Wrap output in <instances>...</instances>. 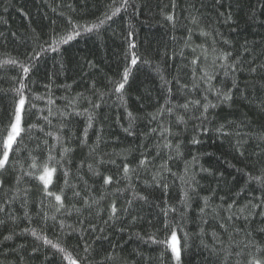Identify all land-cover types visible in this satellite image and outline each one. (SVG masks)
<instances>
[{
    "label": "trees",
    "instance_id": "trees-1",
    "mask_svg": "<svg viewBox=\"0 0 264 264\" xmlns=\"http://www.w3.org/2000/svg\"><path fill=\"white\" fill-rule=\"evenodd\" d=\"M110 3L111 0H0V60L9 58L23 60L33 48L38 50L45 41L50 42L53 33L63 35L69 31L71 29L69 18L81 25L93 22L102 16ZM132 3L138 9L137 14H133V9L130 8L127 12H121L114 17L113 21L99 32L83 34L68 44L61 45L59 52H48L31 74L32 94L45 97L43 100L32 99L31 102L36 103L37 108H45L50 97L55 101L52 106L54 113L57 109L69 110L66 107L68 103L76 98L78 93H82L83 96L77 99V107L83 110L89 107L88 99L94 102L98 99V92H109L112 87L109 78L112 80L120 78L126 64L127 44L123 37L127 35L129 25L137 43L136 51L143 59L151 61V64L138 63L137 66L131 67L132 75L124 93L127 111L132 112L137 118L134 122V136L125 133L120 126L128 127L127 113L125 106L120 104L115 95H106L105 102L95 112L96 118L93 121V128L89 129L87 146L81 145L78 139L86 118L71 116L63 120L68 127L61 135L64 138L72 136L68 146L74 149L66 156L65 167L70 171V183L76 184L82 195H88V192L78 176L87 181L92 188V194L98 198L105 191L102 188L104 175H110L116 180L122 175V169L117 166L127 162L135 167L141 158L140 153L145 149L148 150L150 157L156 155L155 148L152 147L157 141L156 135H143L148 133L150 128L157 126L155 122L149 123L148 114L156 111L157 102L164 103L161 81L154 68L159 65L168 80L179 76L182 84L191 86L193 66L190 61L194 55H200V49L193 53L191 47H184L182 38L188 34L186 29L193 27L188 19L190 15L198 16L199 27L212 33L211 36L205 37L196 30L192 36L193 46L204 45L210 51L212 38L215 37L216 46L232 52L233 58L242 54L245 69L253 66L249 61L255 65L264 64V7H261L264 0H222L221 5H217L216 0H176L175 31L172 24L163 18L164 14L172 12L171 0H132ZM229 12L232 18L225 22ZM219 13H225V17H221ZM173 36L177 37L175 41L172 39ZM221 36L230 43L225 45ZM245 45L249 51H244ZM181 49L184 59L179 55ZM174 52L176 56L173 59ZM198 64L203 66L204 61L201 59ZM210 65L211 55L208 61V66ZM16 75L17 69L10 65L0 68V90H4L0 91V127L8 118L12 93L7 90L13 87L11 77ZM232 79H238L239 88L246 91L241 95L239 90L234 89L233 100L230 103L221 104L218 108L210 110L209 116L215 119L207 125L211 131L196 137L201 143L193 145L190 142L195 135L192 131L194 121L189 120L186 125H177L175 116L165 117V122L170 119L172 130L179 133L173 143L176 140L181 142L182 153L181 156H176L174 151L170 153L164 149L161 156L154 161L155 165H159L169 154L173 157L168 161V167L177 175L173 177L167 174L169 183L167 196L165 197L158 188L144 184V181L151 180V172L140 170V179L133 181L137 191L147 196L150 202L166 198L170 205L177 208L176 213L169 214L170 220L178 221L181 213L185 216L182 230H177V238L183 249V264H238V261L239 264H245L248 252L255 251L254 248L244 249V254L238 257L236 252L241 251L243 245L241 248L233 246L232 255L225 260V246L229 243L233 227L243 229L246 223L241 218L229 224L224 218L229 214L225 211L227 204L232 203L233 199L236 200L237 207H240L248 201L249 195H260L259 185L255 182L246 185L247 177L237 169L258 175V170L264 167V141L259 139L264 135V70L258 69L255 74L245 71L229 78L218 71L213 84L221 87L224 82L227 87H231ZM45 86H49L50 90ZM175 88L176 85L173 83L174 91ZM200 95L199 91L191 93L193 99H198ZM173 99L175 102L176 97ZM179 103H183V100L180 99ZM43 114L47 115V111L45 110ZM180 114L183 115L182 112ZM39 115V112L33 110L27 123L42 124L43 122L37 119ZM51 119L53 127L51 129L45 127V131L56 132L57 126L62 122L61 118L54 115ZM229 121L234 123L227 127L226 131L232 132L233 135L224 136L214 131L220 124H227ZM237 125H240L239 130L242 133L249 135L237 137L235 135ZM101 127L102 142L97 152L103 155L105 161L115 160L116 164L100 165L98 171L102 175L93 176L87 165L93 164L96 167V160L89 154V149L95 144ZM44 138L38 128L24 135L21 152L16 159H19L25 169H28L31 163L29 152L41 162L46 157L47 152L43 145L39 150L36 149V144ZM237 139L241 141L243 157L233 147ZM48 143L51 145L55 141L49 137ZM25 145L27 150H24ZM55 155L59 158V146ZM193 156L198 158L196 163H193ZM186 164L189 174L196 173L199 186L196 192L189 193L190 207L185 212L179 203L181 198L179 177L184 173ZM245 165L248 167L245 168ZM201 166L211 169L213 174L200 172ZM220 173H223L222 178L219 176ZM18 175L23 177L18 187L30 189L27 194L28 217H25V209L22 207L23 197L12 204L14 214L18 217L15 222L7 219L5 214H0V219L6 220L4 224H0V264H56V259H46L51 257L53 250L50 247L45 248L42 241H38L30 232H23L26 227L35 228L38 234L44 232L53 242L60 243L77 257L86 255L84 245L87 243L90 249L87 253L90 264H175L170 249H166L163 243H153L149 240L150 235H154L157 241L170 238V232L163 228V217L154 203L137 201L134 205L136 211L123 218L122 222L106 227L103 234L83 233L84 239L81 240V233L78 231L81 216L76 212L63 216L57 214L58 220L62 219L65 223L63 231L60 230L58 222L51 219L44 222L42 212L37 215L38 205L42 200L49 217L55 214V201L51 198L45 200L42 196V182L35 177L24 176L18 166H9L6 170L0 171V180L4 183V188L0 189V202H3L5 192L8 196L12 195L10 190L17 187ZM126 184L127 181L121 179L119 184L109 185L106 191L112 193L117 187L125 188ZM63 186V171L58 170L49 189L59 192ZM242 187H246V191L241 192ZM65 192L66 205L75 204L78 208L82 207V200L72 199V189H65ZM130 195V192L109 195L101 202L100 207L107 209L112 199H116L118 205H122ZM204 197H209L206 208ZM221 197H224L223 201ZM201 208H205L203 214L200 213ZM236 210L234 208L232 211ZM96 211V208L82 209V216L87 218L88 222L97 224H102L108 219L107 211H102L99 217L96 216ZM132 215L143 218L131 224ZM221 223L227 225V232L221 228ZM69 225L77 231L69 229L67 227ZM119 228H126L127 231L121 233L118 231ZM247 228L252 232V238L264 246V231H260L264 228V218L256 215L247 224ZM9 234L13 235V239L5 241L3 237ZM95 235H104L108 239L98 241L95 240ZM233 238L241 239L240 236ZM218 240H222L224 246L217 243ZM34 248H38L39 251L34 252ZM213 248L216 249L215 253Z\"/></svg>",
    "mask_w": 264,
    "mask_h": 264
},
{
    "label": "snow or ice",
    "instance_id": "snow-or-ice-1",
    "mask_svg": "<svg viewBox=\"0 0 264 264\" xmlns=\"http://www.w3.org/2000/svg\"><path fill=\"white\" fill-rule=\"evenodd\" d=\"M217 5L222 4V0H216ZM71 7V5H70ZM172 12L166 13L163 15L164 20L170 22L172 24L173 31L176 29V21L177 17L175 15L176 9V0H171ZM230 7V5H229ZM261 7H264V3L261 4ZM130 8L133 9V14L138 13V9L135 8L132 0H111V3L106 7L104 13H102L101 17H98L93 22L81 25L79 23H75L68 19V23L71 25V29L67 31L65 34L60 35L53 33L50 37V42L45 41L44 44L40 45L38 50L37 48H33L31 52H28L23 60L9 58L5 60H0V68H3L6 65H10L13 68L17 69V75L11 77V81L13 87L7 91L12 93V99L10 101L9 110H8V118L6 123L2 127H0V171H4L7 167H19L24 176L27 177H35L38 181L42 182V196L45 200L51 198L55 201V214L49 217L47 211H45L46 205L44 204V200H42L38 207L39 211L37 215L43 213V220L47 222L51 219L53 222H58L60 230L65 229V223L62 219L58 220L57 214L70 215L72 212H76L81 216L79 219L80 228L78 231L81 233L80 239L83 240V233H92L96 234L99 232L103 234L108 226H115L116 223L122 222V219L130 215L132 212L136 211L134 205L137 201H143L144 203H154L155 207L159 209L160 215L163 217V228L166 232H170V238L166 237L163 241H157L154 235L149 236V240L153 243H163L166 249H170L172 259L175 261V264H183L182 256L183 249L180 245V241L177 238V230L181 229L183 226V222L185 220V216L181 213L179 220H170L169 214L176 213L177 208L170 205L168 200L165 198L160 201L150 202L148 197L141 194L137 191L134 180L138 181L139 171L143 170L144 172H151V180L144 181V184L148 187H156L158 188L162 194L166 197L167 190L169 188V183L167 182V174H171L175 177L177 174L171 171V168L168 167V161L173 157L171 154L167 156L166 159H163L161 164L155 165L154 161L161 156V151L164 149L175 152L176 156H181V142L176 140L173 143V140L179 136L178 132H174L171 127V120L165 122V117L175 116L176 124H187L189 120L194 121V125L192 128L193 133L195 134L190 141L193 145L201 143L199 139L196 137L200 134L207 133L211 131L208 124L212 123L215 119L214 117L209 116L210 110H214L218 108L221 104H228L233 100V90H239L241 95H244L246 89L239 88L238 79H232L231 87H227L224 82H222L221 87H216L213 84V81L216 79V72H223L224 77H236L237 73H243L247 71L249 74L257 73V70H264V64L255 65L252 61H249L250 64H253L252 67L245 69L244 68V60L241 56H237L233 58V53L229 51H225L216 46L215 37L212 38L211 49L205 47L204 45H195L192 44V36L195 34L196 30H199L200 34L208 37L211 36L212 33L205 31L203 28L199 27L200 21L198 16L190 15L188 17L190 23L193 25L191 28H187V36L182 38L184 41V47H191L193 53H196L197 49H200V55H194L193 59L190 61L192 67V83L191 86L188 84H182L179 76H174L172 80H168L163 72V69L159 65H156L154 71L159 75V79L161 81V89L162 96L164 98V103H158V107L155 112L149 113V123H156L155 128H150L149 132L143 134L145 136L148 135H156L157 141L155 145L152 147L155 148L156 155L150 157L148 154V150L145 149L140 153V159L135 167H132L127 162H122L121 165H118V168L122 169V175L118 177L116 180H113V177L110 175L103 176V185L102 188L105 189L100 195V197H95L92 194V188L88 185L87 181L83 180L82 176H78V179L83 181L84 187L88 192V195H82L81 191L77 190V185L74 183H70L69 176L70 171L65 167V158L68 154L74 151L73 148L68 145L71 143L72 136L64 138L61 133L68 127L67 124L63 123V120L67 117L71 116H84L86 118L85 126L82 130L80 137H78L81 145L87 146L88 141V133L89 129L93 128V121L95 120V112L101 107L102 103H104V97L106 95H115L116 99L120 102L121 105L125 106V110L127 113L128 127H124L120 125L122 130L130 136H134V122L137 119L132 112L127 111L126 104L127 101L125 99V89L126 85L129 83V78L132 75L131 67L137 66L138 63L143 64H151V61L143 59V57L136 51L137 43L134 39V32L132 30L131 25H129V30L127 35L123 37L124 41L127 44V49L125 51V61L126 64L120 73V78L118 80H112L109 78V83L112 87L109 89L108 93L98 92V99L94 102L92 99H88V108H84L80 110L77 107V99L83 96L82 93H78L77 97L74 98L71 102L66 106L69 110H60L54 113L52 110V106L55 104V101L50 97L47 99V104L45 108H37V104L31 102L32 99L35 100H43L44 96H34L31 92L30 85L33 83L31 80V74L37 68L39 61L48 53V52H59L60 46L68 44L70 41L80 37L83 34H89L93 32H99L102 28L109 25L110 22L113 21V18L120 15L121 12H127ZM255 11V10H253ZM221 17H225V13H219ZM231 12H229L225 18V22L231 20ZM218 36L219 32L216 33ZM15 35V33H13ZM173 41L177 39V37H172ZM221 40L225 45H228L230 42L224 39L221 36ZM244 51H249L247 45L243 46ZM179 55L181 59H184L183 49L180 50ZM211 55V65L208 66L209 56ZM176 53H173L172 58L174 59ZM204 61V65L198 64L200 60ZM197 70H199V74H197ZM173 83H175L176 88L175 91L173 89ZM46 89H49V86H45ZM4 91V90H0ZM199 91L201 93L198 99H193L191 97V93ZM178 94V95H177ZM174 97L176 100L174 102ZM182 99L183 103H179V100ZM36 110L40 113L37 117L38 120L42 121V124H29L27 123V119L31 112ZM47 111V115L43 113ZM183 113L181 115L180 113ZM54 115H59L61 118V123L57 126L56 132L51 130L45 131V127L51 129L52 119ZM187 117V119H186ZM234 122H227V124H220L218 127L214 129L215 132L220 133L224 136L233 135L232 132L226 131V128L229 127ZM39 129L41 133L44 135V139L39 141L36 144V149L39 150L41 145H43L44 150L47 152L46 157L43 161H39L37 157L33 156L31 152H29V159L31 163L28 166V169L24 168V165L20 163L19 159L16 157L19 156L21 152V143L23 141L24 135L33 132L35 129ZM240 125H237V130L235 131V135L240 137L241 135H249L248 133H242L240 130ZM186 130V129H185ZM103 128L97 133V140L94 145H92L89 149V154L94 156L96 160V167L93 164H88V170L92 173L93 176H101L102 174L98 171L100 165L105 163H111L113 165L116 164L115 160L105 161L103 155L97 152L99 144L102 142L101 133ZM51 137L55 143L49 145L48 138ZM31 138V137H30ZM261 141H264V135L259 137ZM246 142V141H245ZM57 146H59V158L55 155L57 150ZM143 147V145L141 146ZM236 151L240 156H244V152L241 150V141L237 139L233 145ZM24 150H27V146H24ZM259 155V153H257ZM11 157V159H10ZM13 159H15V163H13ZM125 157V161H126ZM197 157L193 156V163L197 162ZM83 167V163L81 164ZM248 165H245L247 168ZM58 170L63 171L64 176V186L60 188L59 192H54L49 189V185H53V177L57 173ZM238 172H241L244 176L247 177L245 184L248 185L251 182H255L259 185L258 191L260 192L259 196L249 195L248 201L240 207H237L236 200L233 199L232 203L227 204L225 211L229 214L224 218L231 224L234 220H239L243 218L246 223V227L241 229L239 227H233L232 233L229 235V243L225 246V260L229 258L231 253V247L235 246L237 248H241V251L236 252V256H241L244 254V249L254 248L255 251L248 252V259L245 264H264V246H261L258 242H256L252 238V232L248 230L247 224L256 216L259 215L261 218H264V167H261L258 171V175H253L249 172L244 171V169H237ZM200 172H207L212 175V170L200 167ZM219 176L222 178L223 173H220ZM22 176L18 175L16 179L17 187L11 189V196L7 195V192L4 193L3 202H0V214H5L7 219L15 222L18 217L15 216L14 210L12 209V204L23 197L22 207L25 209V217H28V199L27 194L30 191L29 188L25 187L21 189L18 187L22 180ZM181 181V198L180 205L184 207L185 212L190 207L191 197L189 195L190 192H196L197 187L199 186L198 181L196 180V173L193 172L189 174L188 166L186 164L184 173L179 177ZM126 180L127 184L125 188H115L112 193H108L106 191L107 187L112 183L119 184L120 180ZM4 188V183L0 180V189ZM72 189V199H80L83 201V205L81 208L76 207L75 204L68 206L65 204L66 192L65 189ZM241 192L246 191V187H242L240 189ZM130 192L131 195L123 202L122 205H118L116 199H112L111 203L108 205L107 209H103L100 207L101 202L107 198V196L112 195L115 196L119 193ZM205 208L208 206L209 197H204ZM221 200H224V197H221ZM223 205H221L222 207ZM96 208V216L99 217L102 211H107L108 219L104 220L102 224L91 223L88 222V219L82 216V209H92ZM205 208L200 209V213L203 214ZM236 208L237 210L233 212L232 210ZM143 217L132 215L131 224H134L139 219ZM6 222L5 219H0V224H4ZM206 222V221H204ZM29 223L31 220L29 218ZM86 225V227H85ZM55 226V224H54ZM221 228L228 231V227L226 224L221 223ZM72 231H77V229L72 228V226H67ZM23 232H30L33 237H35L38 241H42V244L45 248L50 247L52 251L51 257H46V259H56V264H90L87 253L89 252V245L85 243L84 252L86 253L83 257L74 256L66 247L62 246L58 242H53L52 239L48 238L44 232L38 234L35 228H24ZM118 231L121 233L127 231L126 228H119ZM260 231H264V228L260 229ZM203 229H201V233ZM70 234V233H69ZM187 237V233L184 234ZM215 235V234H214ZM234 236H240V240H235ZM5 241L13 239V235H5L3 237ZM108 237L104 235H95V240H107ZM217 243L224 246V242L222 240H218ZM115 247V246H113ZM185 247L187 245L185 244ZM33 251H39L38 248H34ZM216 252V249L213 248V253ZM57 256L59 259H57ZM109 258H111V254H109ZM239 264V261H238Z\"/></svg>",
    "mask_w": 264,
    "mask_h": 264
}]
</instances>
